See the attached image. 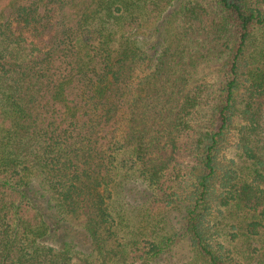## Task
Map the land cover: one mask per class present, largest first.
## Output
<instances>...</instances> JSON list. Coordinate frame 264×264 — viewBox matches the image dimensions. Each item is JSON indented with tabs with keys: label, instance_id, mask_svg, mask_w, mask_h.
I'll return each mask as SVG.
<instances>
[{
	"label": "trees",
	"instance_id": "trees-1",
	"mask_svg": "<svg viewBox=\"0 0 264 264\" xmlns=\"http://www.w3.org/2000/svg\"><path fill=\"white\" fill-rule=\"evenodd\" d=\"M122 171L153 189L130 232ZM177 237L191 264L262 237L264 264V0H0V264H152Z\"/></svg>",
	"mask_w": 264,
	"mask_h": 264
},
{
	"label": "rangeland",
	"instance_id": "rangeland-1",
	"mask_svg": "<svg viewBox=\"0 0 264 264\" xmlns=\"http://www.w3.org/2000/svg\"><path fill=\"white\" fill-rule=\"evenodd\" d=\"M215 68L216 67H213V65L204 64L199 67L198 73L196 75L197 77H201L212 74L216 79L217 75ZM231 145L232 143L229 144V147ZM126 173H130L131 176L125 179L124 184L121 185L120 194L118 196V202L115 204V206L116 210L124 215L125 220L128 224V232H130L135 226H138L142 221H144V223L148 221L146 218L147 215L150 213L149 206L153 189L148 187V185L141 178H138L137 176L132 174V171H122L120 178L122 179V176H124ZM163 215H165V217ZM163 215L162 218H166V220L168 221V223L163 224H167V226L171 229V225L179 227L181 219L179 209L164 212ZM219 218L220 220H229L232 217L225 215ZM70 221L76 227H81L82 224L86 221V218L85 216H80L79 218H71ZM227 238H229V236ZM175 241L176 242H173V244L171 245L170 250L163 254V256L157 262H154L152 264H191L192 262H194L195 259L192 257L193 254L190 252V250L194 249L190 246L189 242L186 239L179 237H177ZM261 245L262 237H256V240L248 244L240 239L234 244L229 243V250H232V255L233 250L236 251V256L240 259L239 264H256V258L258 254L255 256H253V254L261 249ZM244 250H250L253 253L250 255L249 258H246L245 254H247V252H244ZM252 257L253 260L251 259ZM128 264H142V261L139 259L130 258Z\"/></svg>",
	"mask_w": 264,
	"mask_h": 264
}]
</instances>
